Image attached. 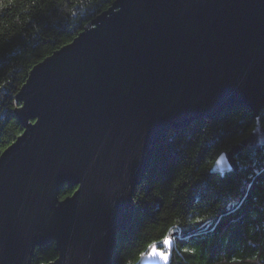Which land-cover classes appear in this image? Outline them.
I'll use <instances>...</instances> for the list:
<instances>
[{
    "label": "water",
    "instance_id": "1",
    "mask_svg": "<svg viewBox=\"0 0 264 264\" xmlns=\"http://www.w3.org/2000/svg\"><path fill=\"white\" fill-rule=\"evenodd\" d=\"M114 4L122 11L99 15L19 91L24 135L0 155V264H33L52 242L59 259L49 264H113L135 189L172 130L243 106L256 125L209 175L264 148V0ZM66 185L77 189L60 199Z\"/></svg>",
    "mask_w": 264,
    "mask_h": 264
},
{
    "label": "trees",
    "instance_id": "2",
    "mask_svg": "<svg viewBox=\"0 0 264 264\" xmlns=\"http://www.w3.org/2000/svg\"><path fill=\"white\" fill-rule=\"evenodd\" d=\"M115 2L68 0L40 9L30 7L31 0H13L0 6V153L23 132L15 113L17 93L32 68ZM260 119L264 126V110ZM256 122L249 108L236 106L168 132L135 189L134 219L118 235L113 264H140L141 254L150 244L159 245L174 224L180 227L170 264H251L250 256L264 255V195L248 196L264 190V148L238 154L236 172L209 175L220 154L245 139ZM76 189L66 185L60 199ZM201 217L207 219L195 223ZM57 257L52 242L37 248L32 262L49 264Z\"/></svg>",
    "mask_w": 264,
    "mask_h": 264
},
{
    "label": "snow or ice",
    "instance_id": "3",
    "mask_svg": "<svg viewBox=\"0 0 264 264\" xmlns=\"http://www.w3.org/2000/svg\"><path fill=\"white\" fill-rule=\"evenodd\" d=\"M13 2V0H8V3H3L2 0H0V6L2 7H8V4H11ZM68 3V0H31V6H36L38 5L40 9H48V8H52V9H56L58 8L60 5H66ZM82 3V0H76V4ZM76 4H73V7L76 6ZM115 9V11L117 13L122 11L121 7H117L115 6V4H109L108 5V9ZM108 9H106V11H108ZM46 14V13H45ZM93 28L96 27L95 24L92 25ZM2 29H0V33H2ZM84 33L82 32L80 36H76L73 37V39L68 40L65 44H62L59 48L56 49V53H61L63 50H68L70 49L72 46H74L79 40H81L83 38ZM52 58L50 57H45L44 60L40 61V64L43 65L45 64V61H49ZM35 71H39V67L38 66H34ZM27 83V82H26ZM28 86L30 87L31 84L29 83ZM0 87H2V85H0ZM23 87V86H22ZM17 96L19 99H23V97L21 96L20 93H17ZM17 108L19 109H24L25 108V104L23 102L18 103L17 104ZM33 123H36V121H33ZM259 131V129L255 130L252 133V136H255L257 134V132ZM20 135H24L23 133H21ZM15 143V142H13ZM6 151V150H4ZM0 155H2V153H0ZM224 157L221 158L220 161H217L218 164L223 162ZM231 168V166H230ZM249 187H251V185H249ZM257 195H264V190H262L259 193H248L249 197H253V196H257ZM207 218L201 217V218H197V220L195 221V223L197 224H202L204 222V220ZM180 225L178 224H174L169 230H168V235L165 236L163 238L162 241L159 242V245L156 243L150 244L148 246V251L144 252L141 254L140 259H152V258H158L160 260H162L164 262V264H169L170 261V249L172 247V236L177 232V230L179 229ZM193 252L195 253V249H188L185 248V252ZM59 259V257L57 258ZM249 260L251 261V264H257V262H264V255H260L259 253H257V255H253L249 257ZM138 264V262H137ZM197 264H199V262H197Z\"/></svg>",
    "mask_w": 264,
    "mask_h": 264
}]
</instances>
